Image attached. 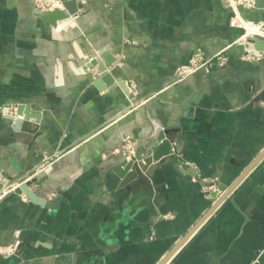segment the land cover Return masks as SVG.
Listing matches in <instances>:
<instances>
[{
    "label": "crops",
    "instance_id": "obj_1",
    "mask_svg": "<svg viewBox=\"0 0 264 264\" xmlns=\"http://www.w3.org/2000/svg\"><path fill=\"white\" fill-rule=\"evenodd\" d=\"M34 2L0 0V106L42 112L21 127L0 112V170L42 172L31 189L61 200H0V264H158L217 198L212 180L223 191L264 149V50L222 0H76L55 25ZM241 14L264 41V0ZM104 50L123 86L98 90L83 68ZM222 50L225 64L177 80L192 54ZM159 129L172 154L120 183L119 146ZM166 264H264V156Z\"/></svg>",
    "mask_w": 264,
    "mask_h": 264
},
{
    "label": "water",
    "instance_id": "obj_2",
    "mask_svg": "<svg viewBox=\"0 0 264 264\" xmlns=\"http://www.w3.org/2000/svg\"><path fill=\"white\" fill-rule=\"evenodd\" d=\"M78 6L76 0H64L62 1V6L60 8H54L49 10H42L37 8V13L48 20L52 25H55L57 21L66 19L69 15L76 14L78 11ZM248 42L253 43L254 49L264 50V41L260 39H254L252 37L247 38ZM240 53L244 52L245 44L239 43L236 45ZM102 62H100L96 57L88 55L85 58L84 69H89L97 67L101 74L95 78L93 84L98 90H104L114 83H118L120 86L126 84V82L121 78L114 76L111 68L115 62L116 58L109 51H102L100 53ZM45 106L42 105L41 108ZM42 112L40 110H34L31 108L30 104L27 103H17L15 108L4 114L3 118L10 120L14 123V127H21L33 118L34 122L38 124L41 120ZM173 152L172 140L167 134L166 129H159L151 138H149L145 143L138 141L135 147L134 154L129 158H124L117 162L112 167V171L120 179V183H125L128 178L137 175L134 169L135 165H138L142 170H145L150 163L162 162L165 157L169 156ZM264 149L260 154L242 171V173L232 182L228 187H223L222 193L213 201L209 210L195 223V225L171 248V250L160 260L158 264H166L168 260L174 255V253L181 247L190 235L197 229V227L208 217V215L222 202L228 194L235 188V186L242 180V178L263 158ZM2 176H8L6 172H1L0 178ZM44 173H39L37 176L29 180H23L19 178L16 180L17 188L16 191L23 192L32 202L39 204L41 206L54 209L58 207V203L61 199L48 200L31 189L32 182L41 183V177ZM2 188L0 180V189Z\"/></svg>",
    "mask_w": 264,
    "mask_h": 264
},
{
    "label": "built area",
    "instance_id": "obj_3",
    "mask_svg": "<svg viewBox=\"0 0 264 264\" xmlns=\"http://www.w3.org/2000/svg\"><path fill=\"white\" fill-rule=\"evenodd\" d=\"M37 1V0H36ZM42 3H53V2H49L47 0H41ZM57 2V1H56ZM232 2V6L233 8L236 10V16L231 18L230 20V25L231 26H236V27H240L244 30V32L246 33V28H245V22H248L249 24H251L250 20H245V19H242L238 14H237V6L236 5H241L245 8H247L248 6H253L254 4H256V0H231ZM37 8H40L42 10H44L42 7H37ZM54 9V8H53ZM46 10H49V9H46ZM241 20L239 22V20ZM244 24V25H243ZM257 26L261 29V25L259 23H257ZM244 33V34H245ZM254 34L253 33H247L245 37H250V36H253ZM218 54H216L214 57H217ZM214 57H210V58H206V60L204 61H201L199 60V57L197 55H191L188 60L179 65L176 70H175V75H176V78L177 80H182L184 78H186L187 76L193 74L194 72L202 69V68H211L212 67V64L214 61H212V58ZM221 64V66L223 65V62L219 63ZM135 143L130 141V140H124V143L123 145L121 146V148H119V152L126 158H129L131 157L133 154H134V151H135ZM3 187L0 189V196H1V193L3 192ZM213 191V192H216L217 193V197L222 193V191L219 189L217 183L213 182L211 183L209 186H208V194H210V192Z\"/></svg>",
    "mask_w": 264,
    "mask_h": 264
},
{
    "label": "rangeland",
    "instance_id": "obj_4",
    "mask_svg": "<svg viewBox=\"0 0 264 264\" xmlns=\"http://www.w3.org/2000/svg\"><path fill=\"white\" fill-rule=\"evenodd\" d=\"M57 1V2H56ZM55 2H53V3H48V4H46V3H42V1L41 0H37L36 2H35V6L36 7H42L44 10H46V9H53V8H60L61 6H62V1L63 0H56ZM256 2H257V0H256ZM222 3L224 4V6L226 7V8H229L230 10H231V16H230V19H229V22H230V20H231V18H233V17H235L236 16V10L233 8V6L231 5L232 4V2H231V0H222ZM237 6V14L242 18V19H245V20H251V19H249V18H246V17H244L242 14H241V9H251V8H254L255 6H256V4H254L253 6H248L247 8H245V7H243V6H241V5H236ZM261 26H263V24H261V23H259ZM246 28V27H245ZM244 31V30H243ZM246 32H248L247 31V29H246ZM249 33V32H248ZM251 37V36H250ZM248 38V37H247ZM195 55H197L198 57H199V60H201V61H204V60H206V58H210V57H205V56H203V55H201L200 53H194ZM194 54H192V55H194ZM216 54H218V56L217 57H214ZM252 55L254 56V54H251L250 56L247 54V55H245V56H247V57H252ZM211 57H214V58H212V61H214L213 62V64H212V67L213 66H217V67H220L221 66V64H219L220 62L222 63L223 62V64H225V62H226V60H227V56H226V54L224 53V51L222 50V51H218V52H216L213 56H211ZM17 104V103H16ZM15 108V104L14 103H9V104H2L1 106H0V112H2L3 113V110L5 109L6 111H7V113H9V112H11L13 109ZM126 140H130V141H132V142H134V140L133 139H126ZM135 143V142H134ZM123 145V144H122ZM122 145H120L119 147L121 148V146ZM37 170H35V171H32V172H29L30 174H29V176H30V179H32L33 177H35V176H37V174H39L40 172H38ZM0 180H1V184H2V187H3V192L1 193V196H0V200L3 198V197H5L9 192H16V186H17V182L15 181V180H12L11 179V177H8V176H2L1 178H0ZM213 182H215V183H217L216 182V180H212V182L211 183H213ZM34 183H36V182H32V184L31 185H33Z\"/></svg>",
    "mask_w": 264,
    "mask_h": 264
},
{
    "label": "bare ground",
    "instance_id": "obj_5",
    "mask_svg": "<svg viewBox=\"0 0 264 264\" xmlns=\"http://www.w3.org/2000/svg\"><path fill=\"white\" fill-rule=\"evenodd\" d=\"M35 2H36V0H34ZM47 1H49V2H51L50 0H47ZM34 2V3H35ZM70 16V15H69ZM68 16V17H69ZM67 17V18H68ZM250 22H251V24H249L248 22H245V27H246V29H247V31L249 32V33H251V32H253V33H258L260 30H259V27L257 26V24L256 23H254L253 21H251L250 20ZM244 25V24H243ZM253 38V37H252ZM254 39H257V38H254ZM241 43H243L244 44V42H241ZM251 43V42H250ZM253 44V43H252ZM110 68H108V70H109ZM30 179V176L28 175L26 178H24L23 180H29Z\"/></svg>",
    "mask_w": 264,
    "mask_h": 264
}]
</instances>
